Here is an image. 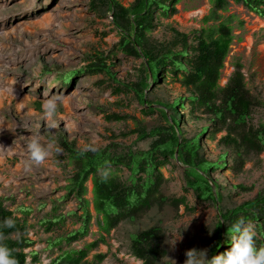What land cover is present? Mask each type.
Wrapping results in <instances>:
<instances>
[{"label": "rangeland", "instance_id": "obj_1", "mask_svg": "<svg viewBox=\"0 0 264 264\" xmlns=\"http://www.w3.org/2000/svg\"><path fill=\"white\" fill-rule=\"evenodd\" d=\"M119 1L126 7L135 2ZM91 6V0H0V148L4 149L0 151V200L27 228V232L13 233L10 238L18 239L23 234L34 242L25 252L38 253V264H49L64 251H78L96 241L98 246L84 261L142 264L130 252V236L160 224L166 233L167 255L159 264H184L186 251L192 249L207 250L208 259L218 210L213 203L198 202L191 191L188 199L195 212H187L183 205L178 209L169 204L158 205L133 221L121 222L108 234L99 229L91 203L89 234L70 243L66 240L81 228L78 217L82 211L74 196L67 197L65 188L73 170L64 160L63 140L84 150L102 148L112 142L130 145L136 139V135H129L135 128L132 118L145 121L148 128L164 123L157 114H142V107L131 94L116 92L111 75L87 72L97 62L96 57L104 55L115 78L128 84L136 80L142 63L141 59L128 58L117 50L120 35L112 13L106 8L97 12ZM211 7L210 0H180L175 5L177 12L167 18L157 16L151 38L169 42L174 37L173 29L191 34L203 26ZM229 9L225 15L236 17L235 40L220 84L224 87L235 71L234 65L242 64L247 88L263 103L252 116V123L258 126L264 122V18L233 1ZM66 74L73 75L70 81L62 80ZM189 95L185 87L168 77L149 99L171 103ZM52 97L57 98V110L52 120H48L43 103ZM113 113L130 117L108 121L105 116ZM182 114V128L188 138L211 124L207 112L197 111L192 116L188 109H183ZM52 121L57 127H50ZM227 133L223 130L216 138L206 135L202 145L210 161L227 153L226 168L218 169L212 177L222 188L224 205L234 207L264 191V152L244 153V163L239 165L234 148L220 141ZM36 134L53 143L50 156L39 166L32 164L27 151L28 138ZM114 135L118 138L113 139ZM140 146L147 149L148 143ZM57 147L60 152L55 150ZM176 165L171 161L163 167L167 179L163 193L167 196L184 195L183 169ZM88 187L86 198L92 202L91 181ZM75 212L77 216L72 215ZM60 215L72 216L59 223ZM52 221L54 224L50 226ZM99 255L104 257L101 259ZM31 258L28 256V264Z\"/></svg>", "mask_w": 264, "mask_h": 264}, {"label": "trees", "instance_id": "obj_2", "mask_svg": "<svg viewBox=\"0 0 264 264\" xmlns=\"http://www.w3.org/2000/svg\"><path fill=\"white\" fill-rule=\"evenodd\" d=\"M231 1L264 18V0H210L212 7L200 29L191 34L173 29V39L160 43L151 38L156 29L155 20L158 15L167 18L177 12L175 5L180 0H135L129 7L119 0H91L93 10L99 12L106 8L112 13L120 35L117 50L128 58L141 59L142 63L136 80L128 84L115 78L112 65L105 63L108 57L104 55H98L97 62L87 72L90 75H111L116 82V92L131 94L142 107V114H157L164 123L148 128L145 121L132 118L135 128L129 135H136V139L130 145L112 142L102 148L84 150L63 140L64 160L73 170L65 188L67 197L74 196L82 211L78 217L82 226L67 237L69 243L89 234L93 217L91 203L99 229L108 234L121 222L133 221L158 205L169 204L177 209L183 205L187 212H195L196 208L188 199L191 191L198 202L217 206V222L208 245L209 260L230 250L233 234L229 228L240 218L253 224L257 246L264 245V191L252 200L227 207L222 188L212 177L218 169L226 168L227 153L216 161L208 160L203 153L202 138L206 135L216 138L223 130L228 133L220 141L234 148L239 165L244 163V153L264 152V122L258 126L252 123L255 109L263 103L247 88L242 64L237 62L234 65L235 71L224 87L220 84L222 70L235 40L233 23L236 17L225 15L230 10ZM69 75L61 77L62 80L70 81L73 75ZM168 77L179 82L190 95L180 96L171 103L149 99L152 91ZM183 109H188L192 116L197 111L209 113L211 124L188 138L182 128ZM129 117L116 113L105 116L108 121H122ZM117 138V135L113 136V139ZM146 142L148 148H141L140 144ZM171 161L183 169L184 195L179 197L163 193L167 181L163 167ZM90 181L93 184L92 202L86 198ZM238 187L244 189L241 185ZM72 215L77 216V213ZM72 215H60L57 222L64 223L66 217ZM6 218L15 222L14 227H0V231L4 233V242L15 250L19 264H28V256L32 257L31 264H38V253L28 255L25 252L34 242L23 234L18 239L10 238L13 233L27 232V228L0 200V225ZM53 224V221L49 223L50 226ZM165 238V229L156 224L131 234L130 252L142 264H159L167 255ZM98 244L96 241L78 251H64L49 264H91L84 260ZM99 257L102 259L104 255Z\"/></svg>", "mask_w": 264, "mask_h": 264}, {"label": "clouds", "instance_id": "obj_3", "mask_svg": "<svg viewBox=\"0 0 264 264\" xmlns=\"http://www.w3.org/2000/svg\"><path fill=\"white\" fill-rule=\"evenodd\" d=\"M45 116L48 120L56 114L57 98L52 97L46 99L43 103ZM51 128L57 127L52 121ZM53 149L51 141H45L43 135L36 134L28 138L27 151L29 159L34 165L43 164L50 156ZM0 148V151H3ZM60 152L57 147L55 149ZM106 178V176H105ZM15 222L11 218H6L0 227L12 228ZM229 232L231 236V248L221 255L214 256L212 259H206L207 250L197 251L196 249L186 251V260L184 264H264V245L257 246V233L254 226L250 222H246L244 218L236 220ZM3 231H0V264H19V261L14 255V249L9 247L5 242Z\"/></svg>", "mask_w": 264, "mask_h": 264}, {"label": "water", "instance_id": "obj_4", "mask_svg": "<svg viewBox=\"0 0 264 264\" xmlns=\"http://www.w3.org/2000/svg\"><path fill=\"white\" fill-rule=\"evenodd\" d=\"M177 154H178V152H177Z\"/></svg>", "mask_w": 264, "mask_h": 264}]
</instances>
